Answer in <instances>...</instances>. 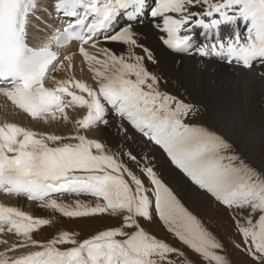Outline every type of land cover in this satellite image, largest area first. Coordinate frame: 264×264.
<instances>
[{"label":"snow or ice","instance_id":"1","mask_svg":"<svg viewBox=\"0 0 264 264\" xmlns=\"http://www.w3.org/2000/svg\"><path fill=\"white\" fill-rule=\"evenodd\" d=\"M257 95L264 0H0V264H264Z\"/></svg>","mask_w":264,"mask_h":264},{"label":"rangeland","instance_id":"2","mask_svg":"<svg viewBox=\"0 0 264 264\" xmlns=\"http://www.w3.org/2000/svg\"><path fill=\"white\" fill-rule=\"evenodd\" d=\"M263 102L264 101H262V103ZM262 130H264V113L262 117ZM257 158L259 159V155ZM0 196H3V195H0ZM14 201L9 199V202L11 204H13ZM16 202L17 201H15V204ZM24 207H25V210H31L29 205L27 204H25ZM195 210L198 216L206 224H209L210 230H212L219 239H221L225 244H227L228 237H231L234 231L231 220L228 218L227 212L222 207L215 205L214 202L209 197H198ZM213 224L216 226L215 227L211 226ZM100 227H103V224H101ZM66 228L69 230H82L84 229V226L78 225L75 223H69L66 225ZM93 230L95 229L94 228L84 229L81 238H84L85 236L90 235L91 231ZM53 232H54L53 229H48L45 231V236L49 237L53 234ZM155 234H157L158 236H165V238H167L171 243L175 244L177 247H181V245L177 241H175V239L172 238L170 234H166L163 229L155 230ZM236 239L238 240L239 237H236ZM229 252L230 253L232 252V249L230 247H229Z\"/></svg>","mask_w":264,"mask_h":264},{"label":"bare ground","instance_id":"3","mask_svg":"<svg viewBox=\"0 0 264 264\" xmlns=\"http://www.w3.org/2000/svg\"><path fill=\"white\" fill-rule=\"evenodd\" d=\"M198 99H200L202 103L207 102V97L204 95H200ZM262 101H264V97L257 95L255 97V101L253 105L251 106L249 110V115H248L249 121L253 127V130L257 134V136H259L260 132L262 131V117L264 113V102L262 103ZM3 103H4L3 99L0 98V105H2ZM16 119H19V118H16ZM197 199L198 197L194 199V207L196 206ZM0 202L8 203L9 199H6L3 196H0ZM13 204H15V201Z\"/></svg>","mask_w":264,"mask_h":264}]
</instances>
